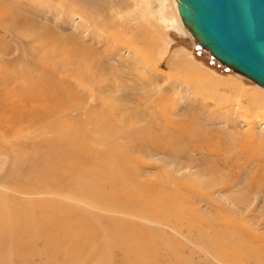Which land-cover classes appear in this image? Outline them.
I'll list each match as a JSON object with an SVG mask.
<instances>
[{"label":"rangeland","instance_id":"374dc122","mask_svg":"<svg viewBox=\"0 0 264 264\" xmlns=\"http://www.w3.org/2000/svg\"><path fill=\"white\" fill-rule=\"evenodd\" d=\"M163 9L166 22L160 14ZM177 9L176 0H94L87 4L78 0H0V120L6 126L0 128V138L12 141L7 148L2 144L5 142L0 143V193L42 200V204L51 199L60 201L50 204L48 213L61 204L62 211L76 207L103 218L124 221L104 222L106 231L152 227L162 231L170 246L176 238L173 248L178 252L185 253L181 249L183 243L196 249V258L200 254L208 256L213 264H235L223 263L204 252L198 243L199 233L204 229V236L213 241L210 247L213 252L225 249L212 240V229L208 227L209 221L217 226L228 223L220 205L232 209L238 220L264 233V88L213 58L185 25L183 31L172 22L180 17ZM154 40L156 45L152 44L151 49L146 41ZM60 61L74 63L73 67H67L74 79L66 77L62 64L61 68L56 67L54 75L53 66ZM87 62L93 63L94 68H85ZM149 68L159 70L163 76L152 81L145 76L146 82L141 79L142 87H137V72L148 75ZM52 74L55 79L49 83ZM77 78L89 87L85 93L88 97L82 101L79 93L83 89ZM189 80L194 82L188 83ZM23 87L28 90L25 96L19 92ZM75 90L78 93L73 95ZM13 92L19 95L16 97ZM92 92H101L106 97L113 95L109 101L120 109L106 115L108 103L100 104ZM126 93L139 95V99ZM62 99L79 104L76 109L68 106L65 116L58 105ZM22 103L32 111L23 113ZM43 109L55 113L47 120H35ZM73 115L84 124L80 133L89 135L83 149L95 174L111 170L112 155L121 154L129 166L131 180L149 181L144 188L135 184V188H141L138 189L141 194L133 198L113 184L102 185L100 190H106L108 196L96 201L61 193L13 192V185L18 183L17 165L27 172L35 159L34 175L42 172L47 158L59 152L58 139L63 131L57 130L58 126L66 127L65 121L69 120L67 128L77 131L78 122L75 118L71 120ZM146 124L152 131L147 138H141L137 129ZM181 125L191 132L187 138ZM26 139L32 146L21 143ZM142 139L150 140L146 147L139 145ZM25 148L29 151L18 155ZM135 171L140 173L139 177ZM9 180H12L9 186L2 184ZM152 182H158L160 187L149 188ZM35 203L34 208L40 207ZM120 205L131 213L125 214ZM189 206L196 207L201 217L189 212ZM77 215L79 218L83 213ZM53 222L59 224V230L68 229L69 224L63 220ZM80 226L83 228L81 222L78 226L73 223L70 230ZM2 228L0 223V231ZM85 240L81 237L80 250L87 253L93 250L92 262L99 263L104 247L97 245L98 241L90 244ZM8 253H2L0 264L21 263ZM113 253V261L136 264L122 254L120 260L117 249ZM171 255L154 249L147 262L141 264H149L150 260L156 264L155 258L166 259ZM39 262L41 258L22 264ZM65 264H74V259Z\"/></svg>","mask_w":264,"mask_h":264},{"label":"bare ground","instance_id":"6f19581e","mask_svg":"<svg viewBox=\"0 0 264 264\" xmlns=\"http://www.w3.org/2000/svg\"><path fill=\"white\" fill-rule=\"evenodd\" d=\"M78 1H80L81 4H87V3L94 2V0H78ZM160 14H161L162 20L166 22L168 19H166V17L164 16V9L163 11H161ZM172 22L176 23L177 26L181 30L185 31L184 29V25H185L187 29L190 31V29L184 23L181 16L179 17V19L177 18L176 20ZM190 33L192 32L190 31ZM127 42L128 41H124L123 43L126 44ZM146 44L150 46V48L152 49V44L156 45V41L155 40L151 42L146 41ZM59 64H62L60 66L64 67V69L62 70L65 72L66 77H70L72 79L75 78V77H72L70 71L67 70V67L71 68V66L72 67L74 66V63L72 62L63 63L62 61H60L56 63V65L53 66L55 67L53 68L54 75L57 73L56 67L59 66ZM80 64L81 63L79 61V66ZM92 65L94 64L89 62L85 68L89 66L90 69H93L94 66ZM97 66H95V68ZM119 66L121 65L119 64ZM103 67H106V66H103ZM138 68L139 67H137L136 69ZM136 71H139V70H136ZM146 71H148V75H146L147 73L145 74V72H140V71L137 72L136 76L139 79L138 83L135 84L137 87H142L140 83L141 79L144 82H146V80L148 81L158 80L161 76H163L160 73V71L155 68H149ZM49 73H52V72H49ZM52 76L53 74L50 77L51 82L49 83L54 82L55 78L54 76L53 77ZM93 76H95V73ZM145 76H146V80L144 79ZM247 77L254 80L252 77H249V76ZM77 80H76L77 84L81 86L83 89L81 90L82 92L79 93L80 98H81L80 101H82L83 99H86L88 97L85 93L89 91V87H87L86 85L84 86V84L82 83L83 79L80 80L79 78H77ZM88 80H85L87 85L90 84V81ZM92 81H95V79ZM92 81L91 83H94ZM105 81L108 82L107 80ZM254 81L258 85L264 88V86L259 84L256 80ZM191 82H194V81L192 80L188 81V83H191ZM123 84L124 83L122 82L121 85ZM118 85L120 86V84ZM66 86L64 87L66 88ZM25 87H23V91L19 90L21 96L23 95L25 96V92L26 93L28 92V90L25 91L26 89ZM32 92L33 91L31 90L29 95H31ZM77 93L78 91L75 90L73 92V95ZM13 94L15 93L13 92ZM18 95L19 94H17L16 97ZM91 95L93 96V98L98 100L100 104L108 103V108L105 112L106 115H110L114 113L115 111H117L118 109H120V107L116 105L114 102L109 101L110 97L113 95L110 96V94H108V96L106 97L101 92L100 94L96 92H92ZM126 96H130V97L133 96L139 99V95H132V94L126 93ZM47 98H49L48 95H47ZM70 102L67 99L65 101L64 99H62L61 102L58 104L59 110H61L63 115L69 112L68 106L70 108L74 106L73 109H76V106L79 104L78 102H74V103H70ZM22 106H23V109H22L23 113L32 111L28 109L25 103H22ZM54 113L55 111L43 109V111L41 112V115L37 116L35 120H47L48 116ZM73 118L76 119L77 115L76 116L73 115L71 120H73ZM35 120L31 121L30 123L31 126L34 124ZM68 122L65 121L66 127H63L60 125L58 126L57 130L63 131L62 135L58 139L57 149H59V152H57V154L54 155L51 159L47 158V160L43 163L42 172H40L37 175H34L35 170L37 168V167L35 168V161H36L35 159L30 163V169L27 172H25L24 170L25 167H19L17 165V169H16L17 171H15L17 178L15 181L18 183H15L13 185L12 190L14 193H18L21 195H30V194H55L56 195V194L61 193V194H65L66 196H79V197L84 198L86 201H96V200L102 199L104 196H108V192L106 190H100L102 185L106 186L108 184H113V186L117 190L124 192V193H128L133 198L138 196L139 192L141 194L142 190H138L141 188L140 187L135 188L134 187L135 184L142 185V187L144 188L146 187V185H148L149 181L147 182L146 180L143 182V181H139V179L131 180L129 166H127L126 159L121 154L112 155L113 160H112V163H110V165L113 167L111 168V170H103L101 171L99 175H96L93 168L91 167L90 161L87 160V157L84 154V150L86 149H83V147L86 145V143L89 140V135L87 133L81 134L79 131V128L82 129V127H84V124L79 119H76V122H78V126L75 125V127L77 126L76 129L80 133L78 134L77 131L69 130V128H67L69 126ZM173 122H176V121H173ZM147 124H149V121L147 122ZM179 124L180 123L175 125L176 128L178 127ZM5 127L6 126H4L0 120V128H5ZM181 127L185 128L184 137L187 138L189 134L191 133L189 128L183 125H181ZM137 131L140 133L141 138L143 137L147 138L152 131V127L150 125H147L144 128H138ZM149 139H142V141L140 140L141 142L139 145L141 147H146V145L149 144L148 143V141H150ZM182 140H184V138ZM21 141L20 142L23 145H25L26 143V145L32 146L27 141V139L21 140ZM1 142H5L2 144L6 148L10 147L12 144L11 140L8 141V140H4L0 138V143ZM166 144L167 143H165V145ZM165 145L163 144L164 146L163 148H165ZM125 148L126 147H124L123 149ZM28 151H29L28 148L19 150L18 155H22L24 152H28ZM7 157L8 156H5L4 159H7ZM106 165H109V164H106ZM135 173L137 177L140 176L139 172L135 171ZM10 176H12V173ZM12 180H9L7 182H2V184L9 186L12 183ZM19 180H23L24 182L19 183ZM179 183L180 182H178V184ZM30 184L33 187L30 186ZM157 184L158 182L156 183L152 182V185L149 188L153 189L154 186L160 187ZM119 191H115L114 193L117 194ZM158 191L162 192V189ZM176 192L180 196L182 195L180 194L178 187L176 189ZM36 201L40 207L37 206V208H34L33 206L36 204L35 203ZM36 201H34L33 199L25 198V197L19 198L14 195L11 196V195L0 193V223H1V226H3L2 231H0V258L2 257L3 252H5L8 255H9L8 252H10V257L12 259H20V262H21L20 264L24 263L26 260L33 261V259L35 258H41V262L37 264H46V263L47 264H65V262L70 261L71 259H74V264H94L92 262V258L94 257L95 252H93L92 249H91L92 252H88V253L82 252L79 248L80 239L81 237H84L87 243L94 244L93 241H98L99 243L97 245H101L104 247V251H102L103 255L99 259V263L97 264H100V263L121 264V262L118 261L117 259L113 261L114 259L113 252L116 249H117V253L120 255L119 257L120 260L122 259V256H121L122 254L124 259H127V260L132 259L134 260L133 262H135L136 264H141V262H144V263L147 262V258L151 256L154 249H161V251L163 250L164 253L168 251L173 254L169 257H166V259L155 258L156 264H213L212 262H210V259L208 258V256L206 257V255L199 254L198 255L199 257L196 258V255H197L196 249L195 248L190 249L189 246L183 243H181V249L185 253L178 252L177 250L173 248V244L176 243L178 240L176 238L175 239L173 238L172 246H170L168 243H166L167 240L164 239V236L162 235V231L157 230L155 228L145 226L142 229H139L137 231L130 230V229L127 231H118L114 229H111V231H106L103 228L104 222L110 223V222H115L116 220H118L119 222H124V221H121L116 218H106V217L103 218L91 212H86V211L83 212L81 209L76 208V207H69L67 208L68 209L67 211H62L61 204H58L52 207L53 209L52 213H48L47 210H48V207H50V204L58 203L60 201L51 199V200H47L43 204H42L43 202L42 200H36ZM163 205L166 206V204L164 203ZM120 206L125 214L131 213L130 211L125 209L126 206H123V205H120ZM220 206L222 209H224V213H226L228 223L224 226H217L215 225L216 224L215 222L209 221L208 227L212 229V232H211L212 240H214L216 242V245H219V247H222V248L224 247L226 251L224 249V250H219L217 252L215 251L213 252V250L210 249V247L212 246L211 243L213 241L209 240L207 237L204 236V233H205L204 229H202V232L199 233L200 241H198V243L200 244L201 249L204 252H206L208 255H210L213 259L220 260L223 263L234 261L235 264H264V233H260L259 231L252 229L244 221L238 220L237 219L238 217L237 218L235 217L236 213L232 209L224 205H220ZM172 210H174V208H172ZM176 210L178 211L177 208H175V211ZM187 210L193 213L195 216L201 217L200 214L197 212L196 207L189 206ZM78 212L83 213V216L78 218V215H77ZM56 214L60 216L57 217ZM55 220H63L64 222L68 223L69 224L68 229L59 230V224L53 222ZM79 222H81V225H83V228L80 226L79 229L70 230L73 223H76L78 226ZM200 222L201 221L199 219L198 225H200ZM199 227H201V225ZM8 243H10L9 246H8ZM9 264H13V262L10 261ZM149 264H154V261L150 260Z\"/></svg>","mask_w":264,"mask_h":264},{"label":"water","instance_id":"95a60500","mask_svg":"<svg viewBox=\"0 0 264 264\" xmlns=\"http://www.w3.org/2000/svg\"><path fill=\"white\" fill-rule=\"evenodd\" d=\"M177 6L213 58L264 86V0H177Z\"/></svg>","mask_w":264,"mask_h":264}]
</instances>
